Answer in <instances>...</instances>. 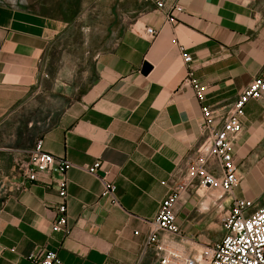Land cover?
I'll use <instances>...</instances> for the list:
<instances>
[{
  "label": "crops",
  "instance_id": "0c3cea01",
  "mask_svg": "<svg viewBox=\"0 0 264 264\" xmlns=\"http://www.w3.org/2000/svg\"><path fill=\"white\" fill-rule=\"evenodd\" d=\"M156 1L122 4L130 23L118 25L115 43L93 57L81 83L68 30L73 16L0 2V264H40L47 250L64 264H158L153 250L144 253L151 221L172 174L196 156L203 138L202 103L182 87L187 68L208 85L205 103L220 122L264 66V0H164L163 8ZM175 3L183 10L169 23ZM180 45L193 57L188 65ZM38 138L74 164L66 173L68 234L52 227L58 187L26 181L15 166L14 157ZM97 160L101 176L82 167ZM235 162L239 183L230 199L264 206V96L246 105ZM104 180L116 184L118 204L102 196ZM202 189L184 193L176 208L198 250L222 238L208 242L210 223L201 214L219 199L215 187Z\"/></svg>",
  "mask_w": 264,
  "mask_h": 264
},
{
  "label": "built area",
  "instance_id": "2783aa9c",
  "mask_svg": "<svg viewBox=\"0 0 264 264\" xmlns=\"http://www.w3.org/2000/svg\"><path fill=\"white\" fill-rule=\"evenodd\" d=\"M158 8L165 7L164 0L156 1ZM183 6L173 4L166 14L169 23H176L175 12H181ZM147 32L153 33L149 27ZM181 56L186 64L193 60L187 49L179 46ZM182 87L192 88L202 103L204 122L203 138L198 152L185 167L174 172L170 179V192L161 201L159 211L144 244V253L153 250L158 264H264V206L255 207L251 199L232 197L228 207H224L221 239L203 245L199 250L181 230L177 221L176 208L186 192L201 195L202 188H219L220 200L225 195H232L239 183L238 167L235 162V146L238 136L243 131V118L246 105L252 99L264 96V66L232 103L227 114L220 120L214 110L205 103L208 85L196 77L194 69L189 66L182 81ZM74 164L65 157L56 156L44 149V139L38 138L29 152V159L24 165V179L30 182L54 183L62 198L57 207L58 218L53 223L54 230L69 233L67 204V171ZM101 161L85 164L87 171L101 176ZM220 172V175H219ZM59 174L60 177H49ZM165 183V182H164ZM116 184L104 180L102 196L115 197ZM33 259L35 256H29ZM40 264H64L55 250H47L39 259Z\"/></svg>",
  "mask_w": 264,
  "mask_h": 264
},
{
  "label": "rangeland",
  "instance_id": "374dc122",
  "mask_svg": "<svg viewBox=\"0 0 264 264\" xmlns=\"http://www.w3.org/2000/svg\"><path fill=\"white\" fill-rule=\"evenodd\" d=\"M153 0H0V2H15L17 4L29 7L32 10H40L43 12L58 15L64 18L73 16L74 22L68 28L69 31H73L72 46L74 52L78 54L74 59V63L77 66L75 71V82L81 83L87 80V70L91 68L93 57L99 52L106 50L113 46L118 34V25L121 22L130 23L125 19L124 9L122 4L124 2H152ZM112 2H118L113 8V12L109 13V5ZM85 14L82 19V14ZM88 46L90 48L89 53L84 52L81 54V48ZM11 145L22 146V142L11 141ZM28 151L23 156L14 157L15 166L18 171L24 172L25 162L28 160ZM206 189V188H205ZM217 193H222V190L216 188ZM203 192V189L200 190ZM231 201L230 195H225L218 200L217 204L208 201L205 205L208 209H205L201 215H206L209 219L210 227L207 230L208 242L215 239H219L223 236L221 218L223 216L224 207H228L227 204ZM223 202L224 206H219V203ZM194 241V247L197 248L199 244L198 238L187 235ZM202 247V246H201ZM200 247V248H201Z\"/></svg>",
  "mask_w": 264,
  "mask_h": 264
},
{
  "label": "water",
  "instance_id": "95a60500",
  "mask_svg": "<svg viewBox=\"0 0 264 264\" xmlns=\"http://www.w3.org/2000/svg\"><path fill=\"white\" fill-rule=\"evenodd\" d=\"M152 69V65L150 64V63H148L147 61H145L144 63H143V66H142V72L144 73V74H147V73H149V71ZM101 173V172H100ZM101 174H103V173H101Z\"/></svg>",
  "mask_w": 264,
  "mask_h": 264
}]
</instances>
